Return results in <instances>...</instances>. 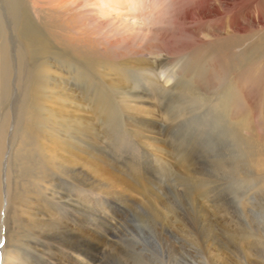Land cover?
<instances>
[{
    "label": "rangeland",
    "instance_id": "374dc122",
    "mask_svg": "<svg viewBox=\"0 0 264 264\" xmlns=\"http://www.w3.org/2000/svg\"><path fill=\"white\" fill-rule=\"evenodd\" d=\"M33 1L46 6L47 12L36 10L28 0L33 24L42 28V17L50 25L62 23L56 39L64 38L78 50L83 64L94 63L86 65L95 72L87 76L88 84L55 63L51 76L63 77L67 83L59 84L78 99L57 100L60 86L49 101L58 111L90 119L96 128L94 147L104 161L96 160L95 186L72 188V181L60 178L62 186H68L62 192L79 196L82 204L90 203L95 245L92 264H133L135 260L139 264H240L243 257L245 261L250 251L242 244L238 227H255V234L264 238V0H183L181 5L175 0H129L123 10L107 8L102 0H78L63 15L52 14V2ZM224 37L236 42L230 68L221 60L205 67L204 61L214 54L213 45ZM193 42L195 47H190ZM242 52L249 55L254 72L237 81L232 65L243 62L236 59ZM219 72L226 73L231 87L233 79L234 86L239 85L234 89H241V100L220 95L222 89L231 87L227 83L219 89L214 78ZM256 74L260 76L256 82L249 80ZM102 80L106 85H101V95L110 115L99 113L102 107L97 98L91 100V95L82 93L92 83L90 94L95 95ZM12 85L17 95L16 75H12ZM241 101L247 106L245 113ZM13 107L8 108L10 118L15 117ZM135 125L150 131V145L133 135ZM30 133L24 135L27 144ZM52 140L43 138L42 142L50 146ZM12 141L10 137L12 149L7 158L15 163L10 183L18 175L26 186L32 180H26L31 159L23 154L26 144L18 138ZM125 164L135 168V179ZM3 169L6 172L7 167ZM52 177L56 175L46 179ZM48 192L40 195L46 200L43 214L50 209L56 217L74 219L68 204ZM6 206L5 201L4 212ZM4 219L3 213L1 223ZM5 229L3 225L0 233ZM5 242L3 236L0 264ZM47 242L52 248L39 256L43 264L61 260L89 264L70 251L59 253V244Z\"/></svg>",
    "mask_w": 264,
    "mask_h": 264
},
{
    "label": "bare ground",
    "instance_id": "6f19581e",
    "mask_svg": "<svg viewBox=\"0 0 264 264\" xmlns=\"http://www.w3.org/2000/svg\"><path fill=\"white\" fill-rule=\"evenodd\" d=\"M182 1L175 0V3L181 5L183 4ZM222 1L227 3V0ZM32 2L36 10L40 8L41 12L47 14L45 11L46 6H39L40 4L33 0ZM49 2H52V14L55 13L57 15L61 13L63 15L64 13L69 14L73 8L72 6H75L78 0H46V3ZM102 2L107 8L123 10L129 0H102ZM28 5V0H0V228L3 225L6 227L5 233H0V239L3 236L6 239L2 249L1 262L2 264H7L5 262L9 260V263L12 264H20L21 262H24L23 264H43L45 260H42L39 256L50 253L52 247L48 245L47 241L49 240L53 245L59 244L61 246L62 249H60L59 253L70 251L74 255L88 261L89 264H92L94 258V242L92 239L94 217L89 205L90 203L82 204L79 196L73 198L72 193L62 192V190H67L68 186H62L60 178L64 176L68 178V181H72V188L75 185L80 186V189L95 186L96 176L94 175V171L96 169V160H102L100 158L103 157H98L97 149L95 150L96 147H94V140L96 138L94 131L96 128L90 119L82 118L80 114L74 117L64 112V110L58 111L55 106L49 104V101H52L55 95H57L56 88L58 89L61 86L59 83L66 82L63 77L57 74L51 76V73H54L51 72V68L55 66V63H58V66L60 64L61 70H66L73 75L75 74L76 80L82 81V84H88L85 81L87 80V76L91 77L90 73H95L94 69L86 65L94 63L83 64L77 55L79 53L78 50L72 49L69 42L64 38L62 39V36V40L56 39V34L59 27L63 25L62 23L50 25L42 17L43 29L40 26L34 25L33 19H31L32 13ZM47 29H50L51 32L47 33ZM42 30L45 32H43L44 35L40 36ZM223 39L224 41L219 40L217 44L213 45L214 54L210 58H207L206 62L204 61L205 67L210 66L216 60H221L230 68L229 63L232 62L231 51L236 42L233 39H228V37H224ZM195 45V42H193L190 47H195ZM236 59L238 61L243 60L242 63H238L237 67L232 65L237 71L235 73V80L240 81L245 76H250L251 71L254 72V70L249 65V55L246 52L236 54ZM41 70L44 71L41 73L42 79L39 80L38 75ZM225 74L223 72L215 74L214 78L219 82V89H222L228 83ZM12 75H16L17 88L19 90L17 95L12 90ZM259 77L256 74L254 77L251 76L249 80L256 82ZM51 79H53L52 82ZM233 83V87H231L229 82L228 87L230 85L231 88L227 90L222 89L220 95L226 100L232 98L237 101L241 100V89L235 91V89L237 90L240 87L238 88L239 85L234 86ZM91 85L92 83L90 87ZM94 85L96 84L94 83ZM101 85H106L104 80L99 85L100 91L95 95L90 94L92 89L89 86L85 87L86 89L82 93L83 95H91V100L97 98L96 100H98L99 105L102 107L99 108V113L110 115V109L105 96L101 95V91H103ZM59 99L63 102H66V100L73 102L78 98L74 94H70L66 86H61L57 100ZM246 99L248 100V98ZM240 104L245 113L247 106H244L242 101ZM10 105L16 109L15 117L12 118L8 114ZM249 123L252 122L249 121ZM144 125L147 126V124ZM144 125L133 126V135L138 136L139 142L150 145L148 142V140H151L148 134L150 131ZM10 127L12 133H8ZM29 131L33 133H30L31 140L27 144L28 138L24 137V135ZM10 137L13 138V143L18 138V141L21 140L23 144H26L23 154L31 159L29 162L31 166H27L30 170L26 180H29L30 177H32V180L26 186L21 184L19 180L21 176L18 175H16V180L10 183L12 166L15 169V163L12 161L11 164L8 161L10 149H12V147H9ZM43 138L53 139V145L47 146L44 144L42 142ZM36 146H38L37 150ZM184 152L181 151L182 154ZM5 157L6 159H4ZM3 160L5 161L3 162ZM107 163L110 162L107 161ZM4 165L7 167L6 172L3 169ZM15 172L18 173L16 170ZM127 173L132 178L137 176L135 168L130 165H127ZM51 174L56 175V177H52L53 179L51 180L46 179ZM4 179L7 182L6 188H4ZM44 190L52 193L53 198L58 202L68 204L74 219L69 218L66 221L67 219L64 220L56 217V214L52 213L50 209L47 214H43L47 209L43 207L44 201H46L45 197L43 199L40 197L41 192ZM31 192L35 193L34 196L30 195ZM5 201L7 206L4 212L3 205ZM56 208L57 205H55L54 209ZM3 213L5 214V219L1 223ZM38 214H43V216L39 217ZM240 228L241 225L237 231L241 235L240 240L242 244L249 249L251 257H255L250 258L247 252V259L244 261V257L240 258V264H264V238L260 234H255L258 231V229H254L255 227ZM8 254L12 258L7 259ZM233 254L235 255V253ZM18 258L20 259L15 261ZM57 264L67 263L61 260ZM133 264H139V261L136 262L135 260ZM210 264H215V261H211Z\"/></svg>",
    "mask_w": 264,
    "mask_h": 264
}]
</instances>
